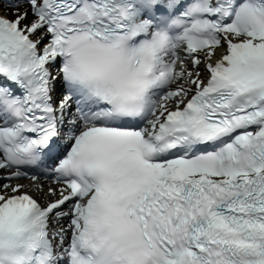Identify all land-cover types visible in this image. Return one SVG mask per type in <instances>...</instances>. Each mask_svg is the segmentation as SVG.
Wrapping results in <instances>:
<instances>
[{
  "label": "bare ground",
  "instance_id": "bare-ground-1",
  "mask_svg": "<svg viewBox=\"0 0 264 264\" xmlns=\"http://www.w3.org/2000/svg\"><path fill=\"white\" fill-rule=\"evenodd\" d=\"M31 1L32 0H18L11 3L10 5L3 3L0 5V13L6 16V14L8 15L14 11L15 15L19 16V13L23 11L25 12V14L19 18V22L21 24H26L29 18L28 4ZM13 17L14 15L11 16V18ZM30 24H33V22H31ZM34 32L32 34H34ZM226 50L227 49L224 47L223 40H221L215 47L207 48L204 51L200 52L198 51L189 53L181 48L176 50L175 57L178 60L177 64L175 65L174 80H172L166 87V98H163L161 100L164 105L158 107V109L162 107L166 108V110L175 109L176 107L179 108L185 97L193 92L191 90H193L194 84L196 82H202V80H205V76L203 74L205 66L213 64L215 62V59L219 58V56ZM192 58H194L195 62L191 61ZM191 78H193L192 82H190ZM171 93H173V96L170 97L169 94ZM10 171H12V169L7 171L0 170V195H2V197L9 193V189H12V192L14 193L27 191L34 195L38 201L46 204L53 200V196L59 197L62 192L66 191V187L64 184L56 182L50 177L42 176L36 177L34 179H24L18 177L10 178L8 176H5V174H9ZM18 185L20 187H18ZM49 188H51V192H48ZM64 219L65 217H61V220ZM67 227L70 228L71 224H67ZM68 234L69 232L66 229L64 234L58 238L64 239Z\"/></svg>",
  "mask_w": 264,
  "mask_h": 264
},
{
  "label": "rangeland",
  "instance_id": "rangeland-1",
  "mask_svg": "<svg viewBox=\"0 0 264 264\" xmlns=\"http://www.w3.org/2000/svg\"><path fill=\"white\" fill-rule=\"evenodd\" d=\"M11 14V15H10ZM8 14L9 18H11L12 15H15V12L13 11L12 13Z\"/></svg>",
  "mask_w": 264,
  "mask_h": 264
}]
</instances>
